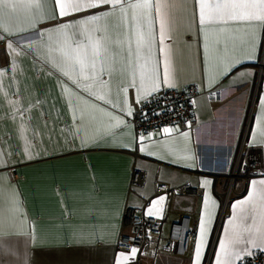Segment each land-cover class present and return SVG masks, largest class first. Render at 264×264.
Masks as SVG:
<instances>
[{
	"label": "crops",
	"instance_id": "crops-1",
	"mask_svg": "<svg viewBox=\"0 0 264 264\" xmlns=\"http://www.w3.org/2000/svg\"><path fill=\"white\" fill-rule=\"evenodd\" d=\"M27 2L5 15L8 31L0 28V264H195L197 246L200 264H217L234 230L264 231V173L246 180L243 171L250 147H259L264 161V30L250 60L246 24L218 22L205 39L193 0H169V87L162 46L138 50L131 11L127 19L116 11L89 22L76 41L89 54L96 38L105 42L110 74L101 83L73 69L65 56L75 48L73 29L59 26L109 6L60 17L53 0H40V9ZM139 23L146 31L142 15ZM192 83L193 129L137 135L132 120L142 102ZM133 168L146 172L143 185L132 184ZM158 184L169 190L158 192ZM186 184L202 193L179 192ZM127 205L161 220L153 254L117 248ZM174 224H183L185 253L171 237Z\"/></svg>",
	"mask_w": 264,
	"mask_h": 264
},
{
	"label": "snow or ice",
	"instance_id": "snow-or-ice-1",
	"mask_svg": "<svg viewBox=\"0 0 264 264\" xmlns=\"http://www.w3.org/2000/svg\"><path fill=\"white\" fill-rule=\"evenodd\" d=\"M53 2L59 6L60 17L68 16L72 13L90 12L93 9L103 8L105 5L109 6L108 10L93 12L75 24L65 23L59 26L62 29H73L68 39L75 38L73 39L75 48L72 53L66 52L65 56L69 61H72L73 69L76 68V65L79 66L78 70L84 75V79L95 80L100 78V82L104 83L102 78L106 71L110 74V70L105 68L103 62L104 55L107 52L103 39L98 37L92 42L91 53L89 54L87 45H81L76 42L80 35L89 31V22H96L116 11H119L127 19L129 11H131L132 20L135 22L137 49L139 50L141 47H145L151 52L155 45H161L162 47H159L158 51L163 53L164 82L169 87L175 86L169 75L172 45L165 43L166 40H172V32L174 31L173 22L168 13L169 0H135V2H132V0H53ZM21 3H24V0H0V28L5 31L9 30L4 24V17L5 15H14ZM193 4V17L203 30L205 39H207V29L216 25L218 22L227 23L228 21H235L246 24V35L249 37L246 41L249 45L246 58L250 60L256 58L255 53L258 36L260 31L264 30V0H193ZM26 6L36 9L42 7L40 0H28ZM141 15L146 20V31L144 26L139 23ZM50 18L54 19L55 16ZM95 31H99V29ZM98 60L99 67L97 66ZM156 63L159 64V60ZM86 69H90L93 73L91 77L85 75ZM68 74V72H65V75ZM153 74H155V68H153ZM141 83H143V72L141 73ZM132 85L135 86V77H133ZM84 88L85 91L88 90L87 85H84ZM156 90L157 86L154 84L152 91ZM99 99H104V97L100 96ZM128 112L130 115L131 109ZM117 122L119 124L124 123L119 118H117ZM172 131L174 129H163L164 133H170ZM182 135L187 137L188 133H183ZM140 140H143V137ZM127 146L124 145V147ZM0 155H2V152H0ZM260 184L264 185V181H260ZM239 203L243 205L244 202ZM241 212L243 213L242 207ZM241 219H243V216ZM3 224V216L0 215V236L4 235ZM257 231L259 235L252 234V229L248 227H239L237 230H234L227 242L222 243L220 246L226 259L224 261L218 259L217 264H234L235 260L242 259L244 255L252 254L249 248L244 247L240 249L237 247L238 245L250 243L253 248L264 247V231L259 229ZM245 233H249V235L245 236ZM202 239L203 237H201ZM136 251V249L131 250L133 256ZM121 256H124V254L121 253ZM195 264H200V246H197L195 250Z\"/></svg>",
	"mask_w": 264,
	"mask_h": 264
},
{
	"label": "built area",
	"instance_id": "built-area-1",
	"mask_svg": "<svg viewBox=\"0 0 264 264\" xmlns=\"http://www.w3.org/2000/svg\"><path fill=\"white\" fill-rule=\"evenodd\" d=\"M198 93L196 84H188L182 89H167L153 96H150L142 102L133 117V124L138 136L146 133H157L166 127L181 126L187 129H193L196 116L194 99ZM244 179L249 180L254 174L264 173L263 154L259 147H250L243 165ZM11 177L17 179L15 170L11 171ZM237 177V173L232 176V180ZM146 172L133 168L132 184L141 186L145 183ZM169 190L166 184H158L157 191L165 192ZM183 194L192 193L200 195L201 190L193 188L186 184L179 188ZM228 197L226 198V202ZM186 222V219H183ZM183 224H174L172 228V239L180 240L179 251L185 253L186 246L181 240ZM123 229L117 248L131 251L136 249L145 254H153L157 248L162 229V222L154 216L145 214L143 211L126 206L123 216ZM130 229V233L125 232ZM130 264H139L138 261ZM241 264H264V251L254 252L245 256Z\"/></svg>",
	"mask_w": 264,
	"mask_h": 264
},
{
	"label": "rangeland",
	"instance_id": "rangeland-1",
	"mask_svg": "<svg viewBox=\"0 0 264 264\" xmlns=\"http://www.w3.org/2000/svg\"><path fill=\"white\" fill-rule=\"evenodd\" d=\"M236 179H237V177L234 178V180H236ZM234 180H233V181H234ZM229 196H230V194H229Z\"/></svg>",
	"mask_w": 264,
	"mask_h": 264
}]
</instances>
